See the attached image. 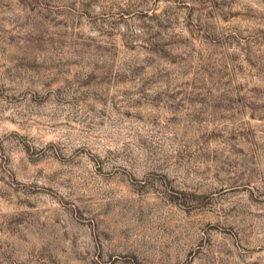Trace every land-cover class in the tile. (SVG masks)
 I'll return each instance as SVG.
<instances>
[{
  "label": "rangeland",
  "instance_id": "374dc122",
  "mask_svg": "<svg viewBox=\"0 0 264 264\" xmlns=\"http://www.w3.org/2000/svg\"><path fill=\"white\" fill-rule=\"evenodd\" d=\"M0 264H264V0H0Z\"/></svg>",
  "mask_w": 264,
  "mask_h": 264
}]
</instances>
